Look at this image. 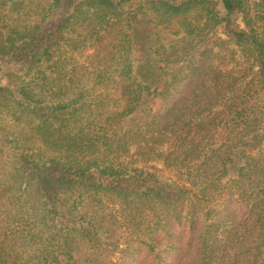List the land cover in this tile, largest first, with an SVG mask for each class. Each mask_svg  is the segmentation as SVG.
<instances>
[{
  "label": "trees",
  "instance_id": "1",
  "mask_svg": "<svg viewBox=\"0 0 264 264\" xmlns=\"http://www.w3.org/2000/svg\"><path fill=\"white\" fill-rule=\"evenodd\" d=\"M247 11L54 0L41 26L0 32V264H264V38ZM178 16L176 43L137 44ZM210 26L256 52L250 82L219 80L214 48L195 51ZM88 43L85 65L73 54Z\"/></svg>",
  "mask_w": 264,
  "mask_h": 264
},
{
  "label": "rangeland",
  "instance_id": "2",
  "mask_svg": "<svg viewBox=\"0 0 264 264\" xmlns=\"http://www.w3.org/2000/svg\"><path fill=\"white\" fill-rule=\"evenodd\" d=\"M243 1L246 5V9H248L247 18L251 20L252 24H255L256 22L255 25L260 26L257 29V33L260 37L264 38V0ZM53 2L54 0H0V32L7 33L9 28L21 30L25 27L30 28L38 25L41 26L45 20L44 15ZM194 15L195 14H191L187 20ZM259 15L262 16L261 19L257 18ZM153 16L154 12L150 10L149 17L152 18ZM182 20V17L178 16L169 24H160L158 27L147 26L140 28L137 44H143L142 38L144 35L149 36L146 40L147 43L155 39L157 35H153L154 32L155 34H158V46L164 45L169 47L171 43H176V41L181 38V33L183 31H181L182 27L180 26V22ZM202 22V18H199L197 24L200 25ZM232 24L236 29L245 30L247 28L243 14L234 17ZM74 26H76L77 30L81 32L82 27L79 25ZM128 31V29H124V33H128ZM194 37L195 36H192L191 38ZM222 41L225 42L221 44L220 42ZM194 45L195 51L205 48H214L216 56H213L210 59L209 64L213 66L214 69L222 72L223 77L219 78V80L226 82L229 80L241 85L252 80L254 74L253 70L257 69L259 62L256 52L250 49L247 44H238L235 40L229 38L222 27H207L200 36L195 38ZM71 46L72 45L66 44L62 47V52L66 53V51H70V49L72 50ZM78 46V52L73 54L74 60L79 63H84L85 65H90L89 56L93 52L94 47L90 43L84 46ZM139 50H142V48H139ZM66 56L69 57L71 55L66 54ZM74 60L71 57L69 61L74 63ZM0 77H2V72L0 73ZM90 78L93 80L91 82L90 80H87V92L95 93L96 91H104L103 88H105V84L100 85L101 82H97L94 86L97 79H94L95 77ZM108 79L111 80L112 78ZM71 94L73 95L72 92ZM158 146L159 145L155 143L153 145L155 150H160ZM130 156L135 160H140L137 166L144 167L148 165L158 167L160 169L159 175L163 176L165 179L175 180L176 177L173 172L166 169L160 161H156L161 159H155L154 155H147V153H142L137 147H133ZM229 178H232V175H227L224 179L227 180Z\"/></svg>",
  "mask_w": 264,
  "mask_h": 264
}]
</instances>
